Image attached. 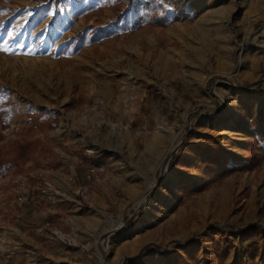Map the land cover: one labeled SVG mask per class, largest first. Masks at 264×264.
<instances>
[{
    "label": "rangeland",
    "instance_id": "obj_1",
    "mask_svg": "<svg viewBox=\"0 0 264 264\" xmlns=\"http://www.w3.org/2000/svg\"><path fill=\"white\" fill-rule=\"evenodd\" d=\"M255 85L264 0H0V264H264Z\"/></svg>",
    "mask_w": 264,
    "mask_h": 264
},
{
    "label": "trees",
    "instance_id": "obj_2",
    "mask_svg": "<svg viewBox=\"0 0 264 264\" xmlns=\"http://www.w3.org/2000/svg\"><path fill=\"white\" fill-rule=\"evenodd\" d=\"M143 11L146 12L150 18L152 19V22L158 25H165L167 23V16L162 14H157L152 11L151 8L148 6L143 7ZM100 29L95 30L94 34H96ZM86 35L79 36L82 44H84ZM94 37H91L90 42H94ZM9 105L3 104L0 102V120L2 124L6 123V118L9 113ZM32 141H13L11 143V146L7 149L9 152L10 150L15 153L16 158H25L29 154V147ZM258 163V160L256 158H250V160L247 162L248 167H252ZM5 166L4 158L0 156V171H3Z\"/></svg>",
    "mask_w": 264,
    "mask_h": 264
},
{
    "label": "crops",
    "instance_id": "obj_3",
    "mask_svg": "<svg viewBox=\"0 0 264 264\" xmlns=\"http://www.w3.org/2000/svg\"><path fill=\"white\" fill-rule=\"evenodd\" d=\"M38 9L36 7L33 8V11H37ZM72 10V11H70ZM72 12V13H71ZM67 13H71L72 14V17H69L70 20H75L74 21V24L72 25V27H74V25L77 24L76 20H85L84 18V14H85V7L82 5V6H79L77 8H74V9H71L70 6L68 7V11ZM119 13V12H118ZM115 21V20H114ZM110 23V22H109ZM107 23V24H109ZM63 24V23H62ZM84 24V23H83ZM106 24V25H107ZM86 24H84L85 26ZM89 26V25H87ZM63 27V26H62ZM70 28V27H69ZM82 34V33H81ZM71 42V41H70ZM79 37H74L72 39V42H71V45L73 44L72 48L74 47L76 49V51L71 55V57H73L74 55H76L80 50L84 49L87 45L89 44H81L79 45ZM64 46V45H63ZM70 47V45H69ZM67 46H64L61 50H60V55H63L65 53H67ZM247 93H253V98L255 99L254 100V103L256 104V106H262L264 105V86H256L249 89L248 91H246ZM258 133V132H256ZM261 139H264V136L261 138Z\"/></svg>",
    "mask_w": 264,
    "mask_h": 264
},
{
    "label": "bare ground",
    "instance_id": "obj_4",
    "mask_svg": "<svg viewBox=\"0 0 264 264\" xmlns=\"http://www.w3.org/2000/svg\"><path fill=\"white\" fill-rule=\"evenodd\" d=\"M216 94H217V97L222 100L221 93H219V92L217 93L216 92Z\"/></svg>",
    "mask_w": 264,
    "mask_h": 264
}]
</instances>
